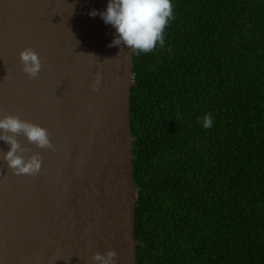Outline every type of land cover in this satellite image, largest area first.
Here are the masks:
<instances>
[{
  "label": "water",
  "instance_id": "1",
  "mask_svg": "<svg viewBox=\"0 0 264 264\" xmlns=\"http://www.w3.org/2000/svg\"><path fill=\"white\" fill-rule=\"evenodd\" d=\"M137 0H0V264H137Z\"/></svg>",
  "mask_w": 264,
  "mask_h": 264
},
{
  "label": "trees",
  "instance_id": "2",
  "mask_svg": "<svg viewBox=\"0 0 264 264\" xmlns=\"http://www.w3.org/2000/svg\"><path fill=\"white\" fill-rule=\"evenodd\" d=\"M137 264H264V0H137Z\"/></svg>",
  "mask_w": 264,
  "mask_h": 264
}]
</instances>
